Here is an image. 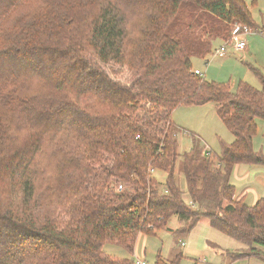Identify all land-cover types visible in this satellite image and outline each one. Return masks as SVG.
<instances>
[{"label": "trees", "instance_id": "trees-1", "mask_svg": "<svg viewBox=\"0 0 264 264\" xmlns=\"http://www.w3.org/2000/svg\"><path fill=\"white\" fill-rule=\"evenodd\" d=\"M236 25L258 30L245 0H0V264H137L104 245L132 254L175 217L178 237L206 218L247 246L234 262H264V199L248 207L232 183L236 167H264V71L250 66L261 90H234L193 64ZM209 104L235 140L181 155L175 110Z\"/></svg>", "mask_w": 264, "mask_h": 264}, {"label": "rangeland", "instance_id": "rangeland-1", "mask_svg": "<svg viewBox=\"0 0 264 264\" xmlns=\"http://www.w3.org/2000/svg\"><path fill=\"white\" fill-rule=\"evenodd\" d=\"M253 36L255 35H252L249 38H254ZM219 43L220 45L222 44L221 42H218V44ZM233 52V48L230 47L229 54L226 58H220L218 56L214 57L212 55L208 58L207 64L201 57L193 56V64L195 69L203 72L205 79L208 81L230 83L234 90L237 88L238 84L243 81L261 90L262 87L259 80L256 79L255 75L250 71V66L244 64L246 61L244 60L243 55H232ZM253 52L256 54L257 62L259 64L261 63L264 67V59L261 57L262 50L254 48ZM262 71H264V69ZM119 74L120 77L117 78L118 80L112 74L111 77L125 85L131 84V74L128 72V69H120ZM172 118L177 126H179L178 140L180 141L179 153L181 155L187 153L196 143L201 150H208L214 154V157H216L215 155H218L221 152L222 142L232 144L235 140L226 125L219 118L214 104L202 107H180L175 110ZM257 123L258 131L254 140V150L264 154V120H258ZM156 177L160 178L162 182L164 181V177L166 178L164 173H159V175L156 173ZM176 180L177 185H179L183 192V199L187 201V185L182 170V159L177 165ZM232 183L236 186V200L245 197L246 205L248 207L254 206L264 199V167L255 168L238 166L233 174ZM177 219L178 218L175 217L173 222L170 223L169 228L162 229L156 236H143L141 239V242L146 237L149 239L147 246L151 249L150 251H157L163 248L164 255L162 257L168 261H173L175 255L182 249L183 245L181 243V238H174L172 236V230L179 228ZM169 229L172 230L170 231ZM206 237L209 238L206 232H203V230L200 229L196 235H194L193 241L198 244L206 239ZM173 238L175 239L174 245L176 246L173 245ZM222 238L230 240L223 235ZM185 239L182 240L184 243L187 242ZM173 246L175 248L178 247V249L174 250L170 255ZM209 249L214 251L212 248ZM104 252L113 257H132L128 248L119 244L106 243L104 245ZM184 259L185 260L182 264H198L199 259H202L203 261L205 259L206 261L205 257H184ZM150 260V263L153 264L154 260Z\"/></svg>", "mask_w": 264, "mask_h": 264}, {"label": "crops", "instance_id": "crops-1", "mask_svg": "<svg viewBox=\"0 0 264 264\" xmlns=\"http://www.w3.org/2000/svg\"><path fill=\"white\" fill-rule=\"evenodd\" d=\"M245 2L251 8L253 19H255V21H256V24L258 26V30L255 32L256 37L255 36H253L254 38H249L250 36L244 37V39L247 42L245 52L234 51L235 53L233 52L232 55L242 54L244 60L246 61L244 64H247L248 66H253L259 70H263L264 67L261 63L259 64L257 62L256 54H255V52H253V50H254V48L261 49L262 50L261 57H262V59H264V0H256L255 4H252V0H249V1L245 0ZM250 71H251V69H250ZM215 110H216V107H215ZM255 168H258V167H255ZM243 198L246 200L245 197H242L241 199H243ZM173 220L174 219H172L170 221V223H172ZM177 221L179 223V219H177ZM170 223H169V225H170ZM169 225L167 228H169ZM200 229H202L203 232H206V234L209 238L206 237V239L202 240V242L197 244L196 242L193 241V237H194V235H196V233ZM169 230L171 231L172 229H169ZM175 233H176V230H172V236L174 238L178 237ZM222 235L224 237H227L222 232L220 233L217 230L211 228L210 222L208 219L205 218V219L201 220L199 222V224L194 228L192 233L188 237H185L186 239L179 237V238H181V243L183 244L181 250L183 252L184 257H186V258L187 257H191V258L192 257H198V258L205 257L206 258V261H205V259H204V261L202 259H199L198 264H264L263 261L256 259V258L241 259V260L234 262L230 258V255L236 254L237 252H240L242 250L247 249V246L244 245L243 243L235 241L229 237H227V238L230 240H225L224 238H222ZM143 236L153 237V236H148V235H140L137 238V241L134 245L135 246L134 251L132 252V254L130 253V255L132 256V257H130V259L133 258L134 260L145 261L148 264H151L150 259H153L154 260L153 264H154L156 262V258L158 255H161V256L164 255V249L162 248V249H159L157 251H154V250L150 251L151 249H149L147 246L149 239H147V237H146L141 242V239L143 238ZM174 238H173V245L175 243ZM183 239L187 240V242L184 243L182 241ZM137 242H138V244H137ZM210 243L217 245V247H219L218 248L219 250L218 251L214 250L211 247ZM136 244H137V246H136ZM139 244L141 247L139 246ZM176 244H178V243H176ZM174 246H176V245H174ZM174 246L172 248L170 255L172 254V252L174 250L178 249V247L175 248ZM209 248H212L214 251L210 250Z\"/></svg>", "mask_w": 264, "mask_h": 264}, {"label": "built area", "instance_id": "built-area-1", "mask_svg": "<svg viewBox=\"0 0 264 264\" xmlns=\"http://www.w3.org/2000/svg\"><path fill=\"white\" fill-rule=\"evenodd\" d=\"M232 37L230 38V40L228 42L222 43L219 47H217L215 49V52L213 54V56H218L220 58H226L229 54V49L230 47L233 48L234 51L237 52H245V48L247 46V42L244 39V37L246 36H252V35H256L254 30L250 29L247 26H240V25H236L232 31ZM195 74L197 76H204L203 72L196 70ZM203 155L207 158L211 157V152L206 150L204 151ZM152 173L154 175H156V171L151 170ZM124 189L123 186H119V191H122ZM137 264H148L145 261H141V260H135Z\"/></svg>", "mask_w": 264, "mask_h": 264}]
</instances>
